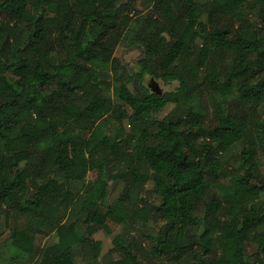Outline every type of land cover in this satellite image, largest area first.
I'll return each mask as SVG.
<instances>
[{
	"label": "trees",
	"instance_id": "1",
	"mask_svg": "<svg viewBox=\"0 0 264 264\" xmlns=\"http://www.w3.org/2000/svg\"><path fill=\"white\" fill-rule=\"evenodd\" d=\"M137 1L0 0V214L32 219L10 227L3 264H76L75 246L92 262L95 234L119 225L139 231L113 237L111 264H264V33L253 28L264 0H145L133 31ZM124 36L139 51L128 69L115 55ZM106 66L119 71L117 103ZM149 76L178 85L158 94ZM89 169L80 194L71 182ZM109 178L123 183L111 203ZM34 219L56 227L55 243L41 244Z\"/></svg>",
	"mask_w": 264,
	"mask_h": 264
},
{
	"label": "rangeland",
	"instance_id": "2",
	"mask_svg": "<svg viewBox=\"0 0 264 264\" xmlns=\"http://www.w3.org/2000/svg\"><path fill=\"white\" fill-rule=\"evenodd\" d=\"M199 2H205L206 0H197ZM136 7L141 10V13L138 15L134 16V19L131 22V29L137 30L139 26L142 24L144 21V14L150 12L153 8V4L145 1V0H138L136 2ZM206 15H202L201 19H205ZM253 28L256 32H263L264 33V24H262L258 20L253 21ZM117 57H120L121 59V64L125 68H131L135 66L136 60L139 57V51L134 47L131 46V41L130 39H127L124 36V40L120 43L116 50ZM100 71L104 73L108 80L110 81V87L107 91V96L109 97L110 101L113 103L119 102L117 97L114 94V86L116 84V79L119 74L118 70H113L111 67L106 66L105 68L101 67ZM145 83H154L156 84L159 88L162 89V91L166 90H173L178 83L177 82H172L169 84H165L161 79L153 78V77H146ZM208 102L210 105V109L212 113H215L217 110V106L220 102V98L216 96H210L208 98ZM264 110V104L258 108L257 110V115L262 114V111ZM160 116L163 115V113L159 114ZM119 127V124L117 122L107 120L103 121L101 124V132L104 133H113L117 128ZM248 141L247 140H241L237 144H235L227 153H226V166H225V172L228 175L227 178L231 177L233 173L237 171V168L240 163V157L239 154L241 150L247 145ZM257 153L259 160L262 163V169L264 170V156L261 153L260 148H257ZM122 166V165H121ZM121 166H118L117 164L111 165L109 168L113 171H120L122 170ZM96 177V171L89 169L86 177L82 180H76L72 181L71 184L74 185L82 194L84 187L92 181ZM109 186L112 188L111 192L109 193V196L107 198V202L111 203L115 198L118 197L123 183L122 181L119 180H112L108 179ZM151 185V183L149 184ZM76 210L80 208V203L79 200H77L75 206ZM230 216V214H229ZM29 221H32L31 218L25 217V216H11L9 219H6L3 214H0V263L3 264L5 262L9 261V257L13 255L14 250L10 246V242L8 239L9 236V229L11 226H13L15 223L20 224V225H26L28 224ZM35 221V219H34ZM37 222L42 229L46 232V235L41 241V244L44 247H47L48 245H52L57 241V231L56 227L46 224V223H41L40 221H35ZM83 229L82 225H79L78 230L81 232ZM203 229V224L202 222H199L197 227L194 230V233L198 235ZM139 229L136 227H133L131 225H119L115 228L114 232L108 234L105 233L104 231H100L95 234V238L101 240L102 242V251L100 256L92 261V262H87L85 261L78 250V247L75 246L74 248V260L76 264H111V261L115 258H118V254L116 253H110L109 249L112 247V239L119 233H130L131 236H135L138 233ZM14 264H36L37 263V256L34 257H25L22 259H15ZM147 264H171L166 262L165 260H156V259H151Z\"/></svg>",
	"mask_w": 264,
	"mask_h": 264
},
{
	"label": "water",
	"instance_id": "3",
	"mask_svg": "<svg viewBox=\"0 0 264 264\" xmlns=\"http://www.w3.org/2000/svg\"><path fill=\"white\" fill-rule=\"evenodd\" d=\"M148 86L151 88L152 91L161 94L162 93V89L159 88L156 84L154 83H149Z\"/></svg>",
	"mask_w": 264,
	"mask_h": 264
}]
</instances>
